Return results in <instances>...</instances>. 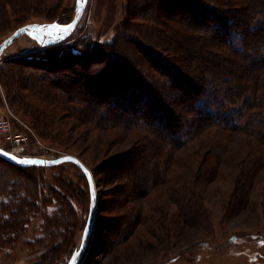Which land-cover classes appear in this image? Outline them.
I'll return each instance as SVG.
<instances>
[{
  "label": "rangeland",
  "instance_id": "obj_1",
  "mask_svg": "<svg viewBox=\"0 0 264 264\" xmlns=\"http://www.w3.org/2000/svg\"><path fill=\"white\" fill-rule=\"evenodd\" d=\"M140 1L137 4L142 8ZM76 4L77 0L4 3L0 9V43L22 23L47 24L51 19L69 23ZM127 6L128 0H88L76 29L59 45L42 50L45 47H40L34 36L23 34L5 49L0 57V109L8 114L14 132L27 133L29 139L14 146L0 134V146L46 158L74 153L92 167L98 214L78 264H264V170L251 183L246 207L229 209L227 203L233 200L239 182L234 179L238 169L227 167L216 181L199 190L208 217L187 224L179 219L178 204L166 193L168 184L155 185L147 195L121 201L124 185L113 175L123 176L124 171L114 170L110 158L124 153L121 151L136 133L118 127L99 128L97 117L87 116L80 104L64 102L60 95L44 93L40 86H17L16 81L10 94L4 87L2 79L11 80V66L23 71L20 80H28L35 72H50L41 67L52 60H77L73 57L75 49L91 59L90 69L100 67L94 63L99 50L119 34L128 19ZM34 59L38 67L25 65ZM80 62L73 67L81 66ZM60 66L57 62V69L48 73L50 80L83 90L82 78ZM91 98L89 95L87 100H95ZM105 103L102 101L101 107ZM108 107L118 108L111 101ZM23 154L19 156H26ZM84 174L74 161L17 169L0 159V223H9L15 230L5 234L12 236L10 241L3 237L0 242V264L69 262L83 232L82 217L89 202L90 187Z\"/></svg>",
  "mask_w": 264,
  "mask_h": 264
},
{
  "label": "trees",
  "instance_id": "obj_2",
  "mask_svg": "<svg viewBox=\"0 0 264 264\" xmlns=\"http://www.w3.org/2000/svg\"><path fill=\"white\" fill-rule=\"evenodd\" d=\"M11 1L0 0V9ZM139 3L144 6L128 0V19L115 39L99 50L94 63L100 67L92 63L90 69L91 59L76 49L73 57L77 60L56 59L41 67L52 73L59 62L61 68L68 67L69 73L82 78L83 90L61 86L50 80L48 73L35 72L28 80H20L23 71L13 66L11 80L2 79L4 87L9 93L16 81L17 86H40L41 91L55 92L64 102L80 104L87 116L97 117L99 128L118 127L136 133L121 151L124 153L110 158L114 170L124 171L123 176L113 175L124 185L121 201L147 195L155 185L168 184L166 193L178 204L179 219L197 223L208 217L200 188L232 167L238 169L234 179L239 184L227 208L246 207L251 183L264 170V0ZM36 59L25 65L36 66ZM78 62L82 65L75 69L73 64ZM89 95L95 100H87ZM102 101L106 102L103 107ZM109 101L118 108L108 107ZM0 159L17 169L42 167ZM88 192L82 231L90 207ZM7 224L0 223V242L3 237L12 239L5 235L8 230L15 233Z\"/></svg>",
  "mask_w": 264,
  "mask_h": 264
},
{
  "label": "water",
  "instance_id": "obj_3",
  "mask_svg": "<svg viewBox=\"0 0 264 264\" xmlns=\"http://www.w3.org/2000/svg\"><path fill=\"white\" fill-rule=\"evenodd\" d=\"M88 0H77V10L73 19L67 23L62 24L59 22H50L47 24H26L17 28L12 34L7 36L0 43V57L5 49L12 44L17 38L23 34H30L34 36L40 47H46L49 45L60 44L64 42L76 29L79 21L81 20L84 10L87 6ZM0 156L7 160L24 166L39 165V166H52L65 161H74L86 174L90 184V208L87 217V221L83 232L81 234L77 249L67 264H78L83 256L87 246L89 245L96 218L98 214V194L96 190V184L94 175L90 168L76 155L67 154L58 157L46 158L40 156H19L8 149L0 146Z\"/></svg>",
  "mask_w": 264,
  "mask_h": 264
},
{
  "label": "built area",
  "instance_id": "obj_4",
  "mask_svg": "<svg viewBox=\"0 0 264 264\" xmlns=\"http://www.w3.org/2000/svg\"><path fill=\"white\" fill-rule=\"evenodd\" d=\"M0 134H2L4 136V138L7 141H10L12 143V145H14V146L15 145H22L25 142H27L29 139V136L27 135V133L24 134L23 132H19V133L14 132V125L12 124L8 114L4 110H1V109H0ZM13 151H11V152H13L17 155L23 154V153L19 152L18 150L13 149ZM23 155L33 156L35 154L25 153Z\"/></svg>",
  "mask_w": 264,
  "mask_h": 264
}]
</instances>
